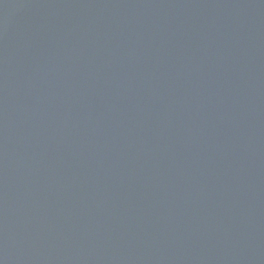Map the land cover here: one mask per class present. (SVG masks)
<instances>
[{
  "label": "water",
  "instance_id": "95a60500",
  "mask_svg": "<svg viewBox=\"0 0 264 264\" xmlns=\"http://www.w3.org/2000/svg\"><path fill=\"white\" fill-rule=\"evenodd\" d=\"M0 264H264V0H0Z\"/></svg>",
  "mask_w": 264,
  "mask_h": 264
}]
</instances>
